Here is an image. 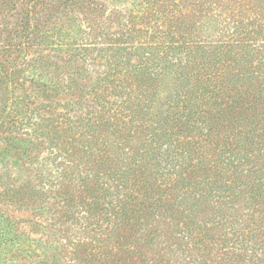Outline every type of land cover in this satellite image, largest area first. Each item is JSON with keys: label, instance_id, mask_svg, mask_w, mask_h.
<instances>
[{"label": "trees", "instance_id": "16d2710c", "mask_svg": "<svg viewBox=\"0 0 264 264\" xmlns=\"http://www.w3.org/2000/svg\"><path fill=\"white\" fill-rule=\"evenodd\" d=\"M12 5L0 136L32 133L46 152L0 193L51 217L62 264H264V0ZM60 5L97 11L84 19L100 40L58 56L83 95L37 102L26 38Z\"/></svg>", "mask_w": 264, "mask_h": 264}, {"label": "rangeland", "instance_id": "374dc122", "mask_svg": "<svg viewBox=\"0 0 264 264\" xmlns=\"http://www.w3.org/2000/svg\"><path fill=\"white\" fill-rule=\"evenodd\" d=\"M17 1L7 0L3 3L5 9L0 13V28L3 29L0 44L8 45L9 36L6 35L11 31L15 32L17 28L15 23L20 14L12 5ZM107 1L112 3V0ZM59 8L62 10L51 21L33 28L26 38L28 43L31 42L30 60L23 64V73L33 77L36 82L35 86L38 88L33 86L31 91L37 94V102L65 100L78 97L79 94L83 95L86 86L84 87L82 83L87 78L76 75V69L64 64L60 58L58 61V56L65 55L67 53L65 49L74 46L79 40L88 42L100 40L94 37L92 31L88 33L90 28L89 26L85 28L87 19H84V16L94 15L97 11L90 14L87 9H69L63 8L62 5ZM17 31H20V26ZM15 53L13 52L14 55ZM42 81L47 82L48 88L45 90L50 93L49 96L46 92L45 94L41 92ZM75 81L78 82L77 87ZM13 93L14 88L9 80L0 74V105L9 104ZM22 131L6 130L0 136V170L8 169L11 173V178H4L5 183L3 181L0 183V192L8 182L17 184L14 178L26 174L32 163L46 152L44 142H41L43 137L36 138L32 133ZM37 219L40 224L37 223ZM50 221V216L39 218L38 213H33L31 208L18 207L8 202L0 193V264H62L63 239L51 232L48 225ZM59 239L61 241L57 242ZM55 244L58 246L55 247Z\"/></svg>", "mask_w": 264, "mask_h": 264}]
</instances>
